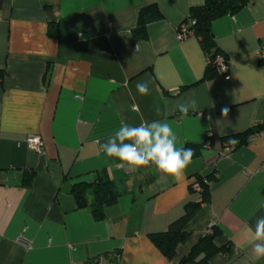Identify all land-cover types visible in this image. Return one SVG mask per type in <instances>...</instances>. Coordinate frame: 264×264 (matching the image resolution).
Wrapping results in <instances>:
<instances>
[{
	"label": "crops",
	"instance_id": "1",
	"mask_svg": "<svg viewBox=\"0 0 264 264\" xmlns=\"http://www.w3.org/2000/svg\"><path fill=\"white\" fill-rule=\"evenodd\" d=\"M205 0H4L0 9V264H86L120 253L118 264L182 262L212 229L210 264H264L251 253L257 217L264 216V0L212 21L228 75L204 78L208 54L190 26V8ZM156 4L162 20L138 36L141 8ZM59 23V35L48 33ZM138 82L149 83L140 95ZM195 99L182 116L178 104ZM160 112L157 114L156 109ZM227 110V115H224ZM166 120L177 147L195 153L183 180L154 167H117L101 149L121 122ZM263 129L232 150L226 137ZM39 135L44 153L29 137ZM25 170L36 175L25 186ZM103 176L121 191L96 219L72 194ZM210 177L209 199L168 258L152 240L198 204L192 183ZM131 181V184H129ZM93 201V193L88 194ZM212 232V233H213ZM205 258V257H204Z\"/></svg>",
	"mask_w": 264,
	"mask_h": 264
},
{
	"label": "trees",
	"instance_id": "2",
	"mask_svg": "<svg viewBox=\"0 0 264 264\" xmlns=\"http://www.w3.org/2000/svg\"><path fill=\"white\" fill-rule=\"evenodd\" d=\"M252 0H205L201 5H196L190 8L188 20L191 22L189 28L198 37L202 47L208 54V65L204 75V78L212 77L213 75L220 74L218 67L215 63V59L221 54L217 47L214 34L212 32V21L225 14H234ZM4 5V0H0V9ZM163 14L160 12L156 4H152L141 8L139 11L138 25L135 29V33L138 36L144 35L146 27L149 23L157 20H162ZM59 23L52 22L49 25L48 33L50 36L59 35ZM223 55V54H222ZM226 58V56H224ZM227 59V58H226ZM263 126L256 128H250L243 133H239L225 139L236 143H228L229 150L240 147L247 144L250 139L256 134L260 133ZM211 136L208 135L204 144H187L184 147H190L195 150V153H199L204 145L209 141ZM36 175L34 170H25V178L23 184L25 186H31L32 181ZM198 181L201 185V196L204 202H207L210 194L209 180L210 177L199 176ZM93 193V201L88 202V194ZM72 194L76 199L77 205L80 208L88 207L94 214L96 219H102L104 217V209L107 205H110L118 200L121 195V191L117 184L110 179L103 176L97 177L92 183H78L73 186ZM201 203L188 204L185 214L178 220L174 221L165 232L154 233L151 235L152 240L160 248V250L168 257L172 258L175 254L176 247L180 242H184L189 232L185 229L188 221L197 211ZM219 231L214 230L213 233L204 236L196 245H194L190 253L182 260V262H190L193 264H210V258L217 252H225L229 249L218 247L215 239L218 236ZM205 254V258L197 261V258ZM120 253L115 255H102L96 259H92L86 262V264H101L102 260H108L112 264L119 263Z\"/></svg>",
	"mask_w": 264,
	"mask_h": 264
},
{
	"label": "clouds",
	"instance_id": "3",
	"mask_svg": "<svg viewBox=\"0 0 264 264\" xmlns=\"http://www.w3.org/2000/svg\"><path fill=\"white\" fill-rule=\"evenodd\" d=\"M136 88L140 95L149 94L148 82H138ZM196 108L195 99L178 104L182 116H187ZM156 112H160L158 107ZM224 115H227V110ZM177 142V134L166 120L142 122L139 125L121 122L114 134L101 144V149L107 158L120 162L117 167L127 166L136 171L154 167L157 172L179 182L183 180L192 163L195 150L190 147H177ZM231 142L236 143L234 139ZM248 231L252 234V255L256 259H264V216L257 217L254 229L250 227Z\"/></svg>",
	"mask_w": 264,
	"mask_h": 264
},
{
	"label": "built area",
	"instance_id": "4",
	"mask_svg": "<svg viewBox=\"0 0 264 264\" xmlns=\"http://www.w3.org/2000/svg\"><path fill=\"white\" fill-rule=\"evenodd\" d=\"M193 34V31L190 30L189 26L186 23H182L179 26L178 29V38L180 40H183L184 38H186L187 36ZM215 63L218 67V71L220 74L222 75H228V62L227 59L224 57V55L220 54L216 57L215 59ZM28 143L30 145V147L35 150L36 152H38L39 154H43L44 153V142L42 140V138L39 135H33L31 137H29L28 139ZM206 146H210L209 141L206 143ZM192 189L193 191H196L199 194V202L201 204H205V202L202 199L201 196V185L200 182L198 181V179H195L192 183ZM212 229L209 231V233H212ZM101 264H112L111 262H109L108 260H102Z\"/></svg>",
	"mask_w": 264,
	"mask_h": 264
},
{
	"label": "water",
	"instance_id": "5",
	"mask_svg": "<svg viewBox=\"0 0 264 264\" xmlns=\"http://www.w3.org/2000/svg\"><path fill=\"white\" fill-rule=\"evenodd\" d=\"M205 257V254H201L198 258L197 261H200L201 259H203Z\"/></svg>",
	"mask_w": 264,
	"mask_h": 264
}]
</instances>
